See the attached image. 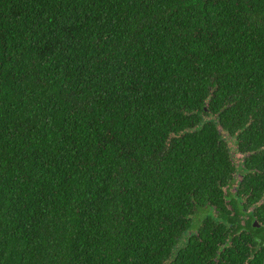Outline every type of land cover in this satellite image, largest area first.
<instances>
[{
	"label": "trees",
	"instance_id": "obj_1",
	"mask_svg": "<svg viewBox=\"0 0 264 264\" xmlns=\"http://www.w3.org/2000/svg\"><path fill=\"white\" fill-rule=\"evenodd\" d=\"M239 154L264 166V0H0V264H208L179 244Z\"/></svg>",
	"mask_w": 264,
	"mask_h": 264
},
{
	"label": "flooded vegetation",
	"instance_id": "obj_2",
	"mask_svg": "<svg viewBox=\"0 0 264 264\" xmlns=\"http://www.w3.org/2000/svg\"><path fill=\"white\" fill-rule=\"evenodd\" d=\"M246 159L236 160L242 172L234 175L226 205L221 211L217 206L203 210L195 222L198 228L186 232L180 241V246L196 241L200 247L204 245L209 252L208 264H264V166L249 167ZM257 177L263 184L255 202L253 191ZM227 190L226 186V194ZM205 221H209L208 225ZM203 225L209 228L201 230L199 227Z\"/></svg>",
	"mask_w": 264,
	"mask_h": 264
},
{
	"label": "rangeland",
	"instance_id": "obj_3",
	"mask_svg": "<svg viewBox=\"0 0 264 264\" xmlns=\"http://www.w3.org/2000/svg\"><path fill=\"white\" fill-rule=\"evenodd\" d=\"M242 159V157L240 158L239 155L236 156V160Z\"/></svg>",
	"mask_w": 264,
	"mask_h": 264
},
{
	"label": "water",
	"instance_id": "obj_4",
	"mask_svg": "<svg viewBox=\"0 0 264 264\" xmlns=\"http://www.w3.org/2000/svg\"><path fill=\"white\" fill-rule=\"evenodd\" d=\"M239 156H240V158L243 157V155H240V154H239Z\"/></svg>",
	"mask_w": 264,
	"mask_h": 264
}]
</instances>
